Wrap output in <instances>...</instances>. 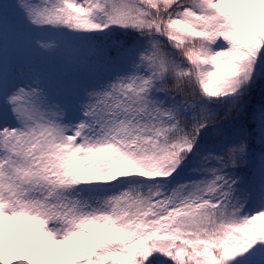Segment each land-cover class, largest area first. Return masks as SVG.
Here are the masks:
<instances>
[{
	"label": "snow or ice",
	"instance_id": "1",
	"mask_svg": "<svg viewBox=\"0 0 264 264\" xmlns=\"http://www.w3.org/2000/svg\"><path fill=\"white\" fill-rule=\"evenodd\" d=\"M0 264H264V0H0Z\"/></svg>",
	"mask_w": 264,
	"mask_h": 264
}]
</instances>
